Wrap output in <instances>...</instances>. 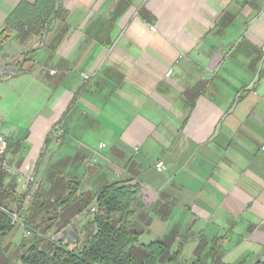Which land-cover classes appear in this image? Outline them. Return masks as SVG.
I'll return each mask as SVG.
<instances>
[{
  "label": "crops",
  "instance_id": "obj_1",
  "mask_svg": "<svg viewBox=\"0 0 264 264\" xmlns=\"http://www.w3.org/2000/svg\"><path fill=\"white\" fill-rule=\"evenodd\" d=\"M37 2L0 0V32ZM14 21L5 180L46 165L51 180L82 168V196L86 175L136 184L139 244L163 243L162 261L264 262V0H55Z\"/></svg>",
  "mask_w": 264,
  "mask_h": 264
},
{
  "label": "trees",
  "instance_id": "obj_2",
  "mask_svg": "<svg viewBox=\"0 0 264 264\" xmlns=\"http://www.w3.org/2000/svg\"><path fill=\"white\" fill-rule=\"evenodd\" d=\"M54 5L55 0H38L34 10L29 9L30 6L21 5L13 11L6 20L4 30L0 32V48L9 38L11 29L17 27L14 18L18 13L24 18L35 13L48 16L54 12ZM13 192V189H8V194H13ZM138 192L137 185L128 182H114L104 186L90 205V210L94 208L89 219L94 230L87 236V240L78 251L70 248L71 244L63 237L55 241L48 238V242H42L44 240L39 241L38 239L28 245L22 244L20 246L21 252L18 256V263L157 264L165 255L166 246L161 242H152L146 246L139 244L143 230L139 227L142 214L135 210ZM25 194H29V192ZM74 195V192H69L65 198L54 199L58 202L57 208L61 210V213L64 212L63 215H68L75 208H78V203L79 213L87 208L82 195H79L78 203ZM7 196L10 198L12 195ZM138 208H142V205H139ZM60 222H62V218ZM60 227L59 232L65 229L67 225L62 222ZM12 228V219L8 212L0 207V239L6 237ZM181 250L182 247L167 260V263H178ZM191 264L201 263L193 261ZM254 264H264V262L257 261Z\"/></svg>",
  "mask_w": 264,
  "mask_h": 264
},
{
  "label": "rangeland",
  "instance_id": "obj_3",
  "mask_svg": "<svg viewBox=\"0 0 264 264\" xmlns=\"http://www.w3.org/2000/svg\"><path fill=\"white\" fill-rule=\"evenodd\" d=\"M15 72L16 71L14 69L0 68V79L6 76H12V74L16 75L17 72ZM34 107L33 111L37 112V106ZM23 108L24 107L22 106V111ZM20 121L27 122V119L22 118ZM80 141H82V139ZM12 143V148L10 147L6 151V154L9 151H13L16 141ZM20 144L21 143L19 141L18 145ZM45 166H34L32 171H29L25 177H21L20 183H17L16 180L9 183L10 181L5 180L6 177L9 176L5 175L2 177V173L0 171V207L8 212L13 225L10 233L6 237H2L0 239V264H19L18 256L21 252L20 246L22 244L28 245L38 239L39 241L44 240L42 242H48V238H52L53 241H55L56 239L63 237L62 232L69 226L78 234V236H80V239H78V241L74 244H71L70 247L78 251L87 240V236L94 230V226L90 224L89 220L92 216L90 212V205L92 204L94 197L105 186L106 182L102 179L92 181L91 177H88L87 175L84 179H82V183L80 184L81 190L83 189L86 191V193L83 194L82 199L87 205V208L82 213H79L78 202L80 191L79 189H75L74 183L77 179L71 178L68 175H80V173H83L81 172L82 168H79V174H77V170H74L75 166H59L60 174L56 176L55 179L51 180L50 177L52 174H49L50 169H48L47 173L44 174ZM87 166L89 168L88 170L93 171L92 169L94 166L91 164H88ZM84 167L83 170L85 169ZM91 171H89V173ZM31 179H33L32 183ZM71 180L74 182H71ZM8 183L11 184V187H8ZM85 183V187L82 188ZM49 186L52 187V189L49 188ZM53 186L55 187L53 188ZM9 188L14 190L13 194H8ZM28 192L29 194H25ZM69 192H74L78 208H75L68 215H63L62 213L64 212L61 213L57 206L53 205L51 202L55 198H65ZM7 195H12V198H9ZM21 198L23 199L21 200ZM42 204H44V206H41ZM61 218L63 224H66L67 227L59 232L61 228L60 226L62 225V222H60ZM157 264L168 263L167 260L162 261L161 258Z\"/></svg>",
  "mask_w": 264,
  "mask_h": 264
},
{
  "label": "built area",
  "instance_id": "obj_4",
  "mask_svg": "<svg viewBox=\"0 0 264 264\" xmlns=\"http://www.w3.org/2000/svg\"><path fill=\"white\" fill-rule=\"evenodd\" d=\"M152 30H154L152 28ZM53 73V72H52ZM171 74V71H168L166 76H170ZM84 79L85 80H89V77L88 76H84ZM102 147V146H100ZM6 149H7V144H6V141L4 139V137L0 134V159H2V157L4 156L5 152H6ZM264 149V148H263ZM155 168L157 171H162L164 169V165H163V162H159L155 165ZM3 169L5 171H7L9 174L13 173L6 165H3ZM33 182V179H31V183ZM91 213L94 212V208H92L90 210Z\"/></svg>",
  "mask_w": 264,
  "mask_h": 264
},
{
  "label": "water",
  "instance_id": "obj_5",
  "mask_svg": "<svg viewBox=\"0 0 264 264\" xmlns=\"http://www.w3.org/2000/svg\"><path fill=\"white\" fill-rule=\"evenodd\" d=\"M62 236L70 243L74 244L76 241H78L79 236L76 232L72 230V228L69 226L67 227L63 232Z\"/></svg>",
  "mask_w": 264,
  "mask_h": 264
}]
</instances>
